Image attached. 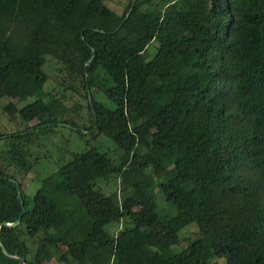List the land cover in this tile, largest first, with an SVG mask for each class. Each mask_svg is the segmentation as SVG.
Listing matches in <instances>:
<instances>
[{"label": "trees", "instance_id": "16d2710c", "mask_svg": "<svg viewBox=\"0 0 264 264\" xmlns=\"http://www.w3.org/2000/svg\"><path fill=\"white\" fill-rule=\"evenodd\" d=\"M47 56L66 88L83 91L85 125L45 92ZM5 97L10 119L36 123L0 134V223L18 218L20 200L26 209L0 225V243L24 261L0 248V264L56 254L69 264H264V0H130L121 13L104 0H0ZM57 127L102 134L120 157L69 152L29 197L20 177L39 159L31 148ZM111 176L120 196L96 188ZM193 223L202 237L174 249Z\"/></svg>", "mask_w": 264, "mask_h": 264}, {"label": "rangeland", "instance_id": "374dc122", "mask_svg": "<svg viewBox=\"0 0 264 264\" xmlns=\"http://www.w3.org/2000/svg\"><path fill=\"white\" fill-rule=\"evenodd\" d=\"M105 3L112 9L121 13L130 0H104ZM60 64L51 57H46V63L44 65V70L48 74V81L44 86V90L49 96H53L58 99H62L64 104L71 108L68 117L81 125H85L88 119L87 105L83 91L79 89L78 91L70 90L66 88L65 85L60 81V71H58ZM94 96L96 99L105 103L106 105L113 107V103L100 91H95ZM10 98H0V134L1 133H11L29 126H32L36 121H31L28 123H23L20 121L19 117L16 116L12 119L2 111L1 104L6 103ZM32 99L30 97L17 102V107H22L26 103L30 102ZM78 108L74 110L75 108ZM41 147H32L31 151L33 153L32 158L36 152H38L39 159L35 162L32 170L20 177V182L24 192L31 197L36 190L41 187L42 179L49 175H53L60 164L65 163L70 158V153L72 151L80 152L86 150L89 147H97L100 151H106L115 160L120 157V150H117L113 142L100 134L97 136H91L86 134L85 136H79L76 132L70 130L69 128H54L52 133H47L38 140ZM39 146V145H38ZM37 157V156H36ZM149 172V171H148ZM54 176V175H53ZM96 188L104 194H112L116 192L120 196L121 193V181L118 177L111 176L105 179H100L96 183ZM155 192L157 193V202L159 209L166 214H170L172 209L171 206L166 202L163 194L160 193L159 189L156 187ZM79 201L76 196H73L71 203L68 207L78 208ZM143 206H138L135 210H142ZM123 226L121 221L118 224H111L107 226L110 232L115 233L118 229ZM202 233L196 227V224H190L184 227L179 232V243L174 244L173 248L176 250L181 249L182 243L192 241L202 237ZM34 246V245H33ZM35 247V246H34ZM59 248L61 251L65 250V246L59 243ZM56 256H58L56 254ZM55 255L51 256L48 264H69L61 262L57 259ZM208 264H225L223 259H211Z\"/></svg>", "mask_w": 264, "mask_h": 264}, {"label": "water", "instance_id": "95a60500", "mask_svg": "<svg viewBox=\"0 0 264 264\" xmlns=\"http://www.w3.org/2000/svg\"><path fill=\"white\" fill-rule=\"evenodd\" d=\"M133 2H134V0H133ZM132 7H133V3H132V5H131L129 11L132 9ZM129 11H128V12H129ZM127 14H128V13H127ZM126 16H127V15H126ZM88 96L90 97V92H88ZM17 189H18V191H20V189H21L20 186H19L18 184H17ZM20 202H21L22 210H21V213L19 214L18 218H17L13 223H4V222H2V223H0V225H5V226H8V227H13V226L17 225V224L20 222L22 214L26 212V209H25V207H24V205H23L22 200H20ZM0 248H1V250H2L6 255H8V256H10V257L18 258V259H20L21 261H24V258H23V257H15V256H12L11 254H9V253L5 250V248L3 247V245H2L1 243H0Z\"/></svg>", "mask_w": 264, "mask_h": 264}]
</instances>
